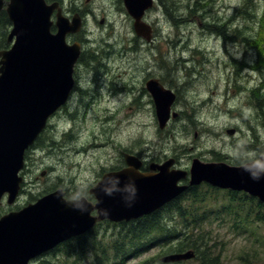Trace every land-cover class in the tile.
Returning a JSON list of instances; mask_svg holds the SVG:
<instances>
[{"label":"rangeland","instance_id":"1","mask_svg":"<svg viewBox=\"0 0 264 264\" xmlns=\"http://www.w3.org/2000/svg\"><path fill=\"white\" fill-rule=\"evenodd\" d=\"M76 2L83 3L85 0ZM164 4L170 7L175 18L170 24L166 23L167 13L164 7L149 17L150 20L158 18L160 36L155 47L145 48L148 58L143 60H148L150 65L153 63L152 58L160 60L163 71L173 72L176 78L187 81L190 86L183 91L187 107L183 106L182 118H185L178 121L179 124L176 122L175 126L168 128L172 135H166V130H159L150 106L146 105L138 111L125 106L108 113L97 108V111L94 109L95 113H85V118L80 119L83 133L77 143L67 151H62L60 134L66 123L57 115L41 137L49 139L50 143L41 145L42 148L37 146V149L28 152L29 158L26 159V167L22 172L23 191L12 206L4 199L0 216L35 202L59 188L64 192L65 189L68 190L77 199L81 195L86 196V192L95 187L97 177L103 170L119 162V144L159 158L177 153L182 157L184 165H188L189 156H208L207 152L210 150L226 152L232 160L243 157V163L246 159L251 163L264 157V83L260 84L264 81V25L252 41L248 43L245 39L255 35L250 28L257 31L256 28L264 17V0H166ZM98 5L99 2L96 7ZM113 11L107 18L114 24L116 31H123V36L125 33L132 36L125 13L114 16ZM91 21V18H88L89 25ZM246 27L241 36L238 31ZM232 58H239L243 63L237 65ZM190 59L191 62H187ZM248 62L254 68L261 66L263 75L259 79L255 71L251 73V69L246 68ZM186 67L194 72L190 80L184 79ZM203 71L204 77L199 79L196 72ZM249 74L252 77H248ZM106 115L111 116L114 123L110 137L115 139L113 141L116 146L109 147L104 144L105 137H102L97 141L96 149L83 152L80 144L93 141V134L100 128L99 121ZM228 145L230 146L227 148ZM64 182L68 185L63 184ZM53 186L56 187L55 190L52 189ZM224 193L219 194V197L222 198ZM230 196L226 195L216 205L212 204L213 201L206 200L199 204L192 201L194 198H186L181 207L200 216L206 212L205 229L218 242L217 251L221 264H264V224H253L249 236L240 237L220 228L219 221L214 219L217 213L221 214L225 210ZM238 197L243 195L238 194ZM221 206H224V209ZM179 207L175 206L173 211L179 212ZM209 221H212V225ZM101 230L102 234L108 232V229ZM120 230L123 232L127 228ZM120 235L122 236L116 238L123 237L122 248L128 250L130 235ZM102 240L99 238L96 243L91 244L87 242L84 251L79 252L82 253L79 257L59 256L60 253L56 258L52 251L41 257L39 264L43 258H52L55 264H98L99 258L107 257L102 251L105 244L101 243ZM161 243L155 244L138 259L132 258L127 263L139 264L155 258L159 254L161 248L158 245ZM111 249L114 250L113 246ZM214 251L216 252V249ZM188 263L201 264V260L193 259Z\"/></svg>","mask_w":264,"mask_h":264},{"label":"water","instance_id":"2","mask_svg":"<svg viewBox=\"0 0 264 264\" xmlns=\"http://www.w3.org/2000/svg\"><path fill=\"white\" fill-rule=\"evenodd\" d=\"M135 20V31L147 41L150 26L142 22L152 0H124ZM12 23L10 50L0 52V208L3 199L15 204L22 189L26 151L45 130L48 120L65 104L73 87V68L79 45H68L66 37L82 26L62 15L58 3L45 0H0ZM57 13V33H51L52 14ZM148 88L157 106L159 128L165 129L174 95L152 83ZM175 117V115H174ZM234 132H231L233 134ZM128 168L105 175L90 193L98 203L85 198L67 201L58 189L36 203L0 218V264H29L59 244L82 235L98 221H129L150 215L186 190L178 183L190 174V185L208 183L223 190L244 192L264 203V158L258 163L230 166L204 164L195 159L190 172L170 171L174 160L159 166L155 175L139 172V158L124 155ZM98 216H92L93 211ZM194 251L163 257L164 263L195 258Z\"/></svg>","mask_w":264,"mask_h":264},{"label":"flooded vegetation","instance_id":"3","mask_svg":"<svg viewBox=\"0 0 264 264\" xmlns=\"http://www.w3.org/2000/svg\"><path fill=\"white\" fill-rule=\"evenodd\" d=\"M45 1L48 5L58 3L59 8L62 11V15L69 19L70 22H72L74 17L77 15L81 18L82 21L80 31H78L77 33H70L66 37V42L68 45H79L80 49L78 60L73 68V87L65 104L60 107L59 111L51 120L53 121L56 116L59 115L66 123V127H64L60 134L61 150L67 151L70 146H73L77 143V141L81 137V133H83L80 125V119L85 118V113L94 112V109L95 111H97V108H99L98 110H104L108 113L113 109L125 106H129L130 109H135L136 111H138L142 110L147 105L150 106L155 122L157 121L158 123L156 101L148 88V84L150 83L161 87L164 91H168L172 95H174L173 103L171 105L170 119L164 129L166 130V135H172V132L168 131V128H170L171 125L175 126L177 124L176 122L182 121L185 118H182V115L184 114L183 106L187 107L184 103L183 96L185 93H183V91L186 87L188 88L190 86L187 81H182L176 78L173 72L163 71L161 69L160 60L152 58L153 63H151V65L149 64L148 60H143V58H148V51L145 50V48L147 47L149 49L150 47H155V44L158 42V38L160 36V26L158 18L150 20L149 17L154 12L163 9L164 7V10L168 15H164L165 22L170 24L174 19V14L172 15L170 9L164 4V1L166 0H152V8L147 10L142 17V22L150 26L151 38L148 41L143 37H140L136 33L135 20L129 14L124 0H85V2L83 3H77L76 0ZM97 2H99V5L96 7ZM111 5H113V7H111ZM111 11H113L112 14L114 16H121L125 13L124 15L129 21L132 36L128 35L127 33H125V35L123 36V31H116V27L114 26V24L111 23V21L107 18V15L111 13ZM57 13L58 10L56 9L51 17L53 22V25L51 27L52 34H56L58 31L56 26ZM88 18H91L92 20L90 22V25L88 24ZM0 26L6 32V43L11 46L12 41H9V35L12 30V23L5 9L0 13ZM252 59L258 60V58H250V60ZM232 60L236 62L237 65L243 63L242 60H239V58H232ZM187 62H191V59ZM205 63L206 61L203 62V64ZM260 67L254 68L249 62L246 65V68L251 69V73L253 71L257 73L258 79L261 75H263ZM157 69L161 70L157 71ZM188 69L189 68L186 67L184 70V79L186 78V80L192 79V74H194V72H191ZM196 73L198 74V78L200 79L204 77L205 72L203 71L201 73ZM248 77L252 76L249 74ZM263 83L264 81L260 84ZM119 122L122 123L121 120H119ZM99 123L100 128L92 136L93 141L84 143L83 145L80 144V146H82L81 150L83 152H86L89 149H96L98 147L97 141L102 137H105L104 144H108L109 147L116 146L113 141L115 139L110 137V135L113 133L112 129H114L112 117H107L106 115L103 120L99 121ZM179 123L180 122H178V124ZM37 143L35 144V146H32L33 150L37 149ZM229 146L230 145H228L227 148ZM117 151L119 153V162L105 168L100 176L97 177L94 186H96L105 175L118 173L128 168L124 157L126 153L135 155L141 160L142 165L139 172L145 175L157 174L159 172L158 166L165 163L169 159L174 160L170 171L179 170L188 173L195 159L204 164L225 163L232 166H243L248 164V161H250L249 159H246V161L243 163V160L245 159L243 157H236L232 160L230 155L226 152L220 150H210L207 152L208 156H203L202 154H199L197 156H189L188 165H184L182 157L177 155V153L159 158L152 155L149 156L148 153L136 152L130 148H127L123 144L118 145ZM65 183L66 182H64L63 184ZM178 185L185 186L186 190L174 200L166 203L162 208L156 210L150 215L143 216L139 219L144 222L148 219L154 220L156 218H165L171 223L177 224L183 218L180 216L179 212H177L178 210L173 211V208L175 206H181L182 201H184L186 198L191 199L195 196L198 197L203 194L202 196L206 197L208 201H213L212 204L216 205L219 200L225 198L226 195L231 194L227 190H224V192H227L224 193L221 191V189L213 187L207 183H201L194 186L190 185V174H188L185 179H182L178 183ZM52 189L55 190L56 187L53 186ZM91 189L86 192V196L81 195L80 198L78 197V199L85 198L88 202L96 205L98 203V200L94 195L90 193ZM61 190L63 191V189ZM70 191L72 192L73 190ZM65 193L67 198H65ZM223 193L224 195L222 196V198H220L219 194ZM238 194L250 197L245 193ZM64 198L67 201L78 200L75 196H72V194L66 189L64 192ZM186 211L188 213L187 209ZM97 215L98 212L96 210L93 211L92 216L96 217ZM139 219H131L129 221L120 222H113L107 219L98 221L92 229L88 230L86 233L78 237H91L93 235L94 237L92 238L96 240L101 238V240L103 239L105 241L116 236H122L120 235V233H124V237H126L127 234L130 235V233L126 231L121 232L120 229L122 228L125 230L126 228H129V224L132 221H137ZM214 219L220 221L216 217H214ZM101 228L108 229V232H104L102 234ZM151 233L152 231L145 232V236H150ZM177 235L180 238L177 239ZM177 235H175L176 239L170 240L166 238V240H163V242L158 245V247H160L161 249L159 250V254L155 258H151L144 263L139 264H166L161 260L164 256L170 254H182L189 250H192L191 246L189 248H184L180 252H170L172 249L177 248L178 244L182 243L185 233L181 232ZM76 238L77 237L72 238L69 241ZM87 242H89V238L86 239L85 244ZM64 243L58 245L57 247L62 246ZM189 244L192 245V241H190ZM102 251L103 253H107V251L110 252L114 250H112L111 247L107 246V244L105 243L102 246ZM41 259L42 258L38 259L37 261ZM194 259H196V257ZM36 262H34V264H36ZM173 264L189 263L188 261H183Z\"/></svg>","mask_w":264,"mask_h":264},{"label":"trees","instance_id":"4","mask_svg":"<svg viewBox=\"0 0 264 264\" xmlns=\"http://www.w3.org/2000/svg\"><path fill=\"white\" fill-rule=\"evenodd\" d=\"M245 15H247V11H245ZM262 25H264V17L261 18L259 27L256 25L257 31H255L254 28H250L251 31H254V36L251 35L249 38H245L244 34V38L247 39L248 43L258 35ZM246 29L247 27L240 30V32L238 31V33L242 36ZM263 38L264 36H262V39ZM8 48L9 45L6 43V32L0 26V51H4ZM250 48L252 47L250 46ZM252 49L257 51L255 48ZM47 141H49V139L39 138L37 145L41 147L43 144L46 145ZM230 195V198L227 199L225 210L221 214L217 213L214 217L220 220L218 222L220 228H224L228 232H231L234 235H239L240 237H248L250 229L253 228V224H264V204L255 198L247 197L245 195L243 197H238V193L235 192H231ZM193 198L194 199H192V201L199 204H203V202L208 200L202 195L198 197L195 196ZM221 208L224 209V206H221ZM179 214L183 219L177 224L169 223L165 218H156L154 220L148 219L144 222L140 219L132 221L129 224V228L126 230L130 233L128 250H124V248H122V242L124 241L123 237L121 239L114 237L107 241L102 240L101 243L105 242L107 246H113L114 252L103 253L107 255V257L103 256L102 258H99L97 263L128 264L127 261L132 258L140 257L141 254L154 247L155 244L163 242L166 238L174 240L176 239L175 235L183 232L185 235L182 243L178 244L177 248L172 249L170 252H180L184 248L192 246V250L196 252V259H200L201 264H221L220 255L217 251L218 242H216V238L212 237L209 234L210 232L205 229L207 218H204V215H206V212L203 216L196 213L191 214V212L187 213L186 210L180 206ZM209 224L212 225V221H209ZM151 231L152 233L150 236H145V232ZM86 237L87 236L77 237L76 239L64 243L62 246L55 248L53 250L54 256L56 258L59 256H81L82 253L79 252L84 251L86 239L89 238V244H91L92 241V243H96V239ZM178 238L180 237L177 235V239ZM191 240H193L192 245L189 244ZM214 249H216V252ZM60 253L61 255H59ZM50 259L43 258L40 264H55L54 260L52 258ZM39 261H37L36 264H39Z\"/></svg>","mask_w":264,"mask_h":264},{"label":"bare ground","instance_id":"5","mask_svg":"<svg viewBox=\"0 0 264 264\" xmlns=\"http://www.w3.org/2000/svg\"><path fill=\"white\" fill-rule=\"evenodd\" d=\"M169 9H170V7H169ZM170 13V12H169ZM172 13V12H171ZM173 15V14H172ZM173 18H175L174 16H173ZM174 20V19H173ZM247 111V110H246ZM248 112V111H247ZM246 112V113H247ZM250 113V112H249ZM260 113V112H259ZM263 114H264V112H263ZM263 114H262V116H263ZM261 116V115H260ZM51 146H53V145H51ZM255 147V146H254ZM256 148V147H255ZM257 149V148H256ZM259 152H260V150H259Z\"/></svg>","mask_w":264,"mask_h":264}]
</instances>
